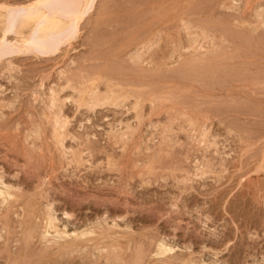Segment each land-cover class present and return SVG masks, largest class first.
I'll return each instance as SVG.
<instances>
[{
    "label": "rangeland",
    "instance_id": "obj_1",
    "mask_svg": "<svg viewBox=\"0 0 264 264\" xmlns=\"http://www.w3.org/2000/svg\"><path fill=\"white\" fill-rule=\"evenodd\" d=\"M131 1L133 4L130 3ZM26 2L27 0H0V5L1 3L10 4V6L13 5L12 7L15 5L14 8H16L18 4ZM230 2L231 0H97L94 10L92 9L88 14V16L91 15L86 17L85 23H82L84 28L81 27L80 34L73 40L72 46L63 44L60 52L57 51L50 56L39 53L38 50L29 51L30 53L22 51L16 54L11 44L15 33L11 32L13 35L9 33L6 47L4 50L0 49V177L6 185L13 187L14 193L15 191L17 193H15L16 198H12L8 203H0V209H2L0 215H3L0 216V224L3 222L0 225V264L9 262V264H39L40 261V264H61L62 262V264H120L122 261V264H187V262L189 264H198L199 262L204 264H264V170L258 168L256 170V167H260L258 163L264 152V26L260 25L255 18V9L258 6L264 7V0H249L248 7L245 5L247 0H237L232 3L235 9H228ZM126 3L130 6L126 7L128 6ZM118 7H125L126 11L121 8L118 10ZM122 10H124V14L121 12ZM11 12L8 13L10 17L7 15L9 19L18 18L19 10ZM107 14L108 16H106ZM218 15L219 17H217ZM244 20L247 25L256 23L257 31L252 32L247 25L242 24ZM186 25L193 28V31L198 34L206 32L214 37L216 47L210 51L208 57L206 55L203 57L204 61L206 60L205 63L199 61L196 65L195 61V64H192L193 62L190 64L186 62L191 61V58L186 60L177 57L176 63L165 68H150V65L145 66V63H143L144 65H134V61L129 59L128 52H132L136 46H141L140 44L148 42L152 38V41L157 44L149 52L158 55V60H168L164 55L171 53L182 38L186 40ZM16 26L15 23V28L13 27L12 31H16L14 30L17 28ZM1 31L0 27V35ZM132 35L137 39H131ZM248 35H252V38L249 39ZM93 37L97 40L93 41ZM202 42L209 46L206 40H202ZM96 43L98 44L96 45ZM7 44L11 47H8ZM104 49L107 53L103 51ZM6 50L8 52H4ZM95 50H99L100 55L102 53L105 55L100 56ZM2 55L3 59H1ZM8 61L9 65L12 64L11 66L8 65ZM201 62L204 64L201 65ZM111 63H114L115 67L118 63L120 68L123 66L121 69L118 66L116 71H114V67V73L110 72L109 77L119 81L116 83H120V81L124 83V80L144 83L137 85L140 87H128L130 91L141 92L146 97L142 109L144 117L141 122L135 119L136 113L132 109L133 97L122 100L119 107L107 104L105 107L97 106L90 111L86 106L79 107L76 101H73L74 98L71 97L75 95L73 90L64 88L69 77H71L69 80L80 81V79H76L78 76L86 74L87 71L91 72L99 67L102 68V64L109 72L112 70L110 69ZM136 67L139 68V72L146 69L150 73L148 74L147 71H145L147 73H139ZM182 67L190 70L185 71ZM11 68L13 69L11 70ZM168 69L169 71H166ZM178 69L184 71L180 70V72ZM152 71H157L159 74ZM174 72L182 77L180 78L177 73L176 76ZM152 73L155 75L153 76ZM145 74H147L146 77ZM150 74L151 76H149ZM224 74L227 75L224 76ZM152 76L153 78H151ZM184 76L186 77L184 78ZM123 85L127 86V84ZM101 89L105 90L103 84ZM52 90L60 92L58 98H64L63 107L65 109L63 108V112L70 121L67 127L72 137L69 136L64 142L67 157L61 153L60 146L56 145L52 126L43 115L45 111L49 110L47 104L50 103ZM153 95H157V98ZM147 98L149 99L147 100ZM150 98H156L155 105L151 104ZM181 113L185 115H181ZM170 114L178 119L169 121ZM190 115L198 122L210 125L213 136L209 139L216 143L219 142L216 144V150V146L207 148L202 147L203 145L198 146L197 142L194 143L189 138L188 130L179 129L180 125L185 126L186 117L190 118ZM130 123L132 127H137V125L139 127L136 128V135L133 134V139L129 137L131 142L127 139L126 143L121 141L117 143L112 134L120 132V130L123 131L126 129L125 126ZM169 123H172L174 132H166V135L170 136L169 140L175 141L170 147L166 145L168 147L166 148L161 140V136L165 137L161 126L165 125L166 127ZM158 125L159 127H157ZM36 127L41 128V136L38 138L27 136ZM113 129H116L117 132L115 130L114 132ZM121 145L127 149H123ZM169 149H173L172 152ZM74 150H80V153L85 152L80 154L83 162H74L72 156ZM153 153L161 155L158 158ZM152 154L155 156L153 157ZM196 160L211 164L205 175H192L197 172L199 163H196ZM187 177L191 179L184 180ZM42 189L44 191H41ZM44 194L47 196L48 203L53 204L55 215L60 222L57 221L58 227L62 229L65 227L69 231L68 233L72 234V232H80L93 225V229L95 226L101 229L109 228L107 233L110 234H100V228H95L96 233L92 241L89 239L87 243H84V238L83 241L79 240L81 244L76 243L77 247L84 244L83 246L88 248L83 249L82 254L79 251L74 257V254L66 253L67 250L64 252L65 249L63 250L61 246L63 242L66 245L70 244V239L56 242L57 244L49 242V246L41 239L42 234H40L43 231L41 228L44 227L43 216L45 215L42 214L46 212L48 204L47 199H43ZM17 195L19 196L17 197ZM33 198L35 199L32 200ZM40 211L43 213L41 214ZM64 212L70 213L71 216L67 217ZM31 215L36 217L35 221ZM4 216L7 217V220H4L6 219ZM21 216L25 217L26 221ZM28 216L33 218L30 217V220ZM111 217L116 218L113 220ZM38 219L41 220L38 222ZM36 222L38 223L35 224ZM102 222H104L103 225ZM112 222L116 224V229ZM21 224L23 225L21 226ZM30 226H33L34 229ZM25 229L28 230V234ZM131 232L133 233L131 234ZM112 235H115L114 238ZM117 237L118 239H115ZM100 238L103 239L100 240ZM159 238L169 241V244L174 246L173 253L176 254L171 252L166 255L154 256L153 243ZM130 239H135V242ZM146 243L148 247L153 246L148 248L145 245L144 247ZM131 244L134 245L131 246ZM135 244L137 245L135 246ZM42 245L46 247L43 248L44 250L42 249V252H45L41 255ZM99 245L105 247L102 255L97 250ZM120 245L123 247L120 256L124 257V260L114 259L115 262L109 260V257H111L110 259L113 257V250L110 248ZM26 246L29 251L25 250L27 252L24 253ZM37 246H41L40 249ZM95 246H97L96 249ZM188 248L190 249L188 250ZM144 249H148L149 252L146 251V253ZM131 250L134 252L133 256L130 253ZM54 251L55 253H53ZM85 251L94 252L95 255L98 253L97 257L93 255L91 259L90 255L87 257V254L90 253H85ZM141 251L144 252V256ZM117 252L118 250L115 253ZM192 252H194L193 256ZM62 253H65L67 258H64ZM172 254L174 257L178 254L179 256L172 259ZM186 255L190 257L184 258ZM32 256L33 258H31ZM181 256L182 258H180ZM85 257L89 260H86ZM125 257L133 258L130 263H127L129 260L127 261ZM178 257L179 259H177ZM12 258L16 260L13 261ZM105 258L110 262H107ZM164 258L166 263L161 261ZM183 258L186 260L182 263ZM191 259L193 260L191 261ZM102 260L103 263H101ZM139 260L141 262H138Z\"/></svg>",
    "mask_w": 264,
    "mask_h": 264
},
{
    "label": "bare ground",
    "instance_id": "obj_2",
    "mask_svg": "<svg viewBox=\"0 0 264 264\" xmlns=\"http://www.w3.org/2000/svg\"><path fill=\"white\" fill-rule=\"evenodd\" d=\"M96 1L97 0H27V2L25 3V4H18V6L16 7V8H14L15 7V5H14V7H12V6H10V4H2L1 3V5H0V27H1V29H2V34L0 35V49H3L4 50V48L6 47V42H7V40H9V33L10 34H12L11 32H14L15 33V36L13 35V37H12V41L13 42H11V44H12V46H13V50L16 52V54H17V52L19 53V52H22V51H28V52H25V53H30L31 51H33V50H38L39 51V53H42V54H45V55H51V54H53V53H56L57 51H59V50H61L62 48H61V45H63V44H67L68 46H72V44H73V40H75L77 37H78V35L80 34V29H81V27H82V23L84 22L85 23V21H87V20H85V19H87L89 16H88V14L91 12V10L93 9L94 10V6H95V4H96ZM236 2L237 0H231V2H230V5H229V8L228 9H231V8H233V9H235V6L232 4L233 2ZM3 2V1H2ZM129 2V1H128ZM133 1H131L130 3H132ZM120 3V2H119ZM129 3V4H130ZM120 4H122V3H120ZM119 4V5H120ZM125 4V3H124ZM127 4V3H126ZM133 4V3H132ZM249 5V0H247V2H246V4L245 5ZM100 5V4H99ZM118 5V4H117ZM117 5H115V6H117ZM128 5V4H127ZM212 5V4H211ZM248 5H247V7H248ZM52 6V7H51ZM130 5H128V6H126V7H129ZM10 7H12V8H10ZM98 7V6H97ZM102 8V7H101ZM121 9H124V8H122V7H120ZM119 7H118V10L120 9ZM130 8H133V7H130ZM103 9L105 10V6L103 7ZM102 9V10H103ZM106 9H107V7H106ZM116 9V8H115ZM120 9V10H121ZM139 9V8H138ZM194 9V8H193ZM14 10H19V13H20V15H19V13L17 14V16H18V18L16 17V19H9L8 18V16H9V14L10 13H12L11 11H14ZM111 10V9H110ZM125 10V9H124ZM124 10H122L121 12L124 14ZM131 10V9H130ZM112 11V10H111ZM126 11V10H125ZM251 11V10H250ZM117 12H119V11H117ZM205 12V11H204ZM209 12V11H208ZM9 13V14H8ZM109 13V12H108ZM126 13V12H125ZM97 14V13H96ZM121 14V13H120ZM248 14V13H247ZM8 15V16H7ZM126 15V14H125ZM139 15V14H138ZM15 16H16V12H15ZM88 16V17H87ZM106 16H108V14L106 15ZM117 16V15H116ZM115 16V17H116ZM121 16V15H120ZM119 16V17H120ZM137 16V15H136ZM140 16V15H139ZM143 16V15H142ZM244 16V15H243ZM10 17V16H9ZM87 17V18H86ZM97 17H100V16H97ZM102 17V16H101ZM119 17H117L118 18V20H119ZM123 19H124V17L123 16H121ZM217 17H219V15L217 16ZM237 17V16H236ZM142 18V17H141ZM222 18V17H221ZM255 18L257 19V22L260 24V25H262V26H264V7H262V6H258V7H256V9H255ZM94 19V18H93ZM102 19V18H101ZM110 19V18H109ZM96 20V19H95ZM120 20H121V18H120ZM127 20V19H126ZM206 20V19H205ZM246 20V19H245ZM243 21L242 22V24H245V22L246 21ZM99 21V20H98ZM114 21V20H113ZM124 21V20H123ZM194 21V20H193ZM117 22V21H116ZM119 23H121L120 21H118ZM127 22V21H126ZM195 22V21H194ZM248 22V21H247ZM15 23L17 24V28L16 29H14V30H16V31H12L13 30V27L15 28ZM94 23V22H93ZM192 23V22H191ZM216 23V22H215ZM122 24V23H121ZM120 24V25H121ZM182 24V23H181ZM84 25V24H83ZM241 25V24H240ZM245 25H247V23L245 24ZM85 26V25H84ZM119 26V25H118ZM126 26V25H125ZM131 26V25H130ZM136 26V25H135ZM134 27V26H133ZM148 27V26H147ZM155 27V26H154ZM226 27H228L227 25H226ZM247 27L253 32V31H257V24L255 23L254 25H247ZM82 28H84V27H82ZM97 28V27H96ZM128 29H129V27H127ZM225 28V27H224ZM223 28V29H224ZM226 29V28H225ZM243 29V28H242ZM94 31H95V29H93ZM96 30H98V29H96ZM99 31V30H98ZM101 31V30H100ZM102 31H104V30H102ZM105 31H107V30H105ZM146 31V30H145ZM229 31V30H228ZM227 31V32H228ZM230 31H232V30H230ZM226 32V31H225ZM249 32V31H248ZM130 34H131V32H129ZM147 33V32H146ZM236 33V32H235ZM95 34H96V32H95ZM94 34V35H95ZM124 34V33H123ZM126 34V33H125ZM124 34V35H125ZM139 34V33H138ZM185 34H186V36H187V38H186V40H185V38H182L180 41H179V43L176 45V47L173 49V51L171 52V53H169V54H167L166 56L164 55V57H167V59L168 60H165V61H162V60H158V58H157V56L158 55H156V54H152V53H150L149 51H151V49L154 47V45H156L157 43L155 42H153L152 41V38L148 41V42H144L143 44H140L141 46H136V48L132 51V52H128V56H129V59H131V61H134V65L136 64V65H139V64H143V63H145V66H148V65H150V68H157V67H162V68H165V67H167V66H169L170 64H173L174 62L176 63L177 62V57L178 58H181V59H188V58H191L190 60L191 61H189L188 60V62H186V63H192V64H195V61H196V65H198L197 63H199V61H204V59H203V57H205V55H206V57H208L207 55H210V51L212 50V49H214L215 47H216V41L214 40V37H212V36H210V35H208L206 32H201V34H198V33H196V32H194L193 31V28H191V27H189L188 25H186V29H185ZM194 34H196V35H194ZM227 34H229V33H227ZM93 35V36H94ZM97 35V34H96ZM140 35H142V34H140ZM144 35V34H143ZM123 36V35H122ZM133 36V35H132ZM136 36V35H135ZM194 36V37H193ZM264 36V35H263ZM134 37V36H133ZM131 38V39H137V38ZM140 37V36H139ZM143 37V36H142ZM141 37V38H142ZM229 37H231V36H229ZM248 37H249V39H251L252 38V35L250 36V35H248ZM251 37V38H250ZM257 37V36H256ZM262 37V36H261ZM81 38H82V36H81ZM233 38V37H232ZM239 38V37H238ZM10 39H11V37H10ZM93 39V41L94 40H97V39H95L94 37L92 38ZM127 39H128V37H127ZM206 40L207 41V43L209 44V46H206V44L204 43V42H202V40ZM224 39V38H223ZM247 39V38H246ZM261 38H259V40H260ZM248 40V39H247ZM262 40V39H261ZM102 41V40H101ZM126 41V40H125ZM136 41V40H135ZM249 41V40H248ZM247 42V41H246ZM262 42V41H261ZM264 42V41H263ZM262 42V43H263ZM8 43H9V41H8ZM261 43V44H262ZM98 43H96V45H97ZM253 44V43H252ZM259 44V43H258ZM264 44V43H263ZM9 44H7V46H8ZM75 45V44H74ZM93 45H95V44H93ZM66 46V45H65ZM8 47H11L10 45L8 46ZM7 47V48H8ZM95 47V46H94ZM100 47V46H99ZM98 47V48H99ZM101 48V47H100ZM103 48V47H102ZM239 48V47H238ZM106 49V48H105ZM105 49L103 50L104 52H106L105 51ZM108 49V48H107ZM180 49V50H179ZM2 50V51H3ZM109 50H110V48H109ZM165 50V49H164ZM2 51H1V54H3L2 53ZM11 51V50H10ZM14 51H11V52H14ZM30 51V52H29ZM95 51H97L98 53H99V50H95ZM102 51V50H101ZM100 51V52H101ZM4 52H8L7 50L6 51H4ZM10 52V53H11ZM60 52V51H59ZM68 52V51H67ZM109 52V51H108ZM62 53V52H61ZM102 53V52H101ZM107 53V52H106ZM213 53V52H212ZM264 53V52H263ZM6 54V53H5ZM7 54H9V53H7ZM6 54V55H7ZM15 54V53H14ZM41 54V55H42ZM244 54V53H243ZM13 55V54H12ZM93 55H94V53H93ZM99 55H100V53H99ZM102 55L104 56L105 54L104 53H102ZM102 55H100V56H102ZM44 56V55H43ZM69 56V55H68ZM2 58L1 59H3V55L1 56ZM37 57V56H36ZM90 57V56H89ZM4 58H5V56H4ZM6 59V58H5ZM226 59V58H225ZM227 59H229V58H227ZM261 59V58H260ZM209 60V59H208ZM213 60V59H212ZM230 60V59H229ZM112 61H114V60H112ZM130 61V60H129ZM128 61V62H129ZM178 61H180V60H178ZM206 61V60H205ZM205 61H204V63H205ZM223 61V60H222ZM233 61V60H232ZM10 62H11V60H10ZM99 62V61H98ZM116 62V61H115ZM114 62V63H115ZM208 62H210V61H208ZM218 62V61H217ZM221 62V61H220ZM12 63V62H11ZM114 63L112 64H110V65H112L111 66V68L109 67V65H108V67L110 68V69H112L111 71H107V68L102 64V68L101 67H99L97 70H94V71H91V72H89V71H87V73L86 74H83L82 76H78L76 79H80V81H77V82H75L74 80H69L71 77H69V79H67V81H66V85L64 86V88L66 89H71V90H73V93H75V95L74 96H71L72 98H74V100L73 101H76V103L78 104V106L79 107H83V106H86L88 109H90V111L91 110H93V109H95L97 106H99V107H101V106H104L105 107V105L107 106V104L109 105H114L115 107L117 106V107H119L120 106V104L122 103V100H127V99H129L130 97H133L134 98V101H133V106H132V109L133 110H135V116H136V120L138 119V120H140L139 122H141L142 121V119H143V107H144V102L146 101V97H144V95H143V93H141V92H138V91H136V93H134V91L132 92V91H130L129 89H128V87H131V86H136V87H140V86H137V85H141V83H143V82H136V81H126V80H124V83H122V81H120V83H116V82H119V81H115V79L113 78V77H109V75L112 73V71L114 70V67L115 66H113L114 65ZM124 63V62H123ZM184 63V62H183ZM190 63V64H191ZM203 62H201V65L202 64H204ZM105 65H106V63H104ZM122 64V63H121ZM242 64V63H241ZM8 65H9V61H8ZM12 65V64H11ZM11 65H9V66H11ZM101 65V64H100ZM120 64L118 63L117 64V66L115 67V70L114 71H116V69L118 70V66H119ZM144 65V64H143ZM196 65H194V66H196ZM239 65V64H238ZM8 66V67H9ZM103 66H104V68H103ZM122 66V65H121ZM132 66V65H131ZM205 66V65H204ZM227 66V65H226ZM228 66H230V65H228ZM86 67V66H85ZM88 67V66H87ZM98 67V66H97ZM96 67V68H97ZM113 67V68H112ZM123 67V66H122ZM121 67V68H122ZM197 68H198V66H196ZM222 67V66H221ZM221 67H220V69H221ZM234 67V66H233ZM15 68V67H14ZM81 68H83V67H81ZM93 68H95V66H93ZM92 68V69H93ZM108 68V69H109ZM120 68V66H119V69H121ZM138 67H136V69H137ZM183 68V67H182ZM188 68V67H187ZM191 68V67H190ZM203 68H205V67H203ZM208 68V67H207ZM223 68V67H222ZM13 68H11V70H12ZM86 69V68H85ZM135 69V71L137 72V70ZM167 69V68H166ZM183 69H185V67L183 68ZM182 69V70H183ZM189 69V68H188ZM213 69H214V67H213ZM66 70V69H65ZM130 70V69H129ZM134 70V69H133ZM133 70H132V72H133ZM141 70V69H140ZM143 70V69H142ZM142 70L140 71V72H142ZM145 71H147L148 72V70H146V69H144ZM177 70V69H176ZM181 69H178V71H180ZM181 70V71H182ZM190 70V69H189ZM189 70H186L185 69V71H189ZM194 70V69H193ZM196 70V69H195ZM200 70V69H199ZM211 70V69H210ZM218 70V69H217ZM228 70V69H227ZM226 70V71H227ZM114 71H113V73H114ZM145 71H143L142 73H144ZM160 71V70H159ZM166 71H169V69L168 70H166ZM177 71V72H178ZM180 71V72H181ZM184 71V70H183ZM216 71V70H215ZM214 71V72H215ZM4 72V71H3ZM2 72V73H3ZM14 72V71H13ZM85 72H86V70H85ZM111 72V73H110ZM118 72V71H117ZM128 72H130V71H128ZM138 72H139V68H138ZM139 72V73H140ZM147 72H145V73H147ZM153 73H156V72H154V71H152ZM176 72V73H177ZM208 72H210V71H208ZM108 73V74H107ZM150 72H148V74H149ZM152 73V75L154 76L155 74H153ZM164 73V72H163ZM167 73V72H166ZM175 73V72H174ZM175 73V75L177 76V74ZM187 73V72H186ZM190 73V72H189ZM216 73V72H215ZM214 73V74H215ZM218 73V72H217ZM220 73V72H219ZM218 73V74H219ZM107 74V75H106ZM156 74H159L158 72L156 73ZM165 74V73H164ZM183 74H185L184 72H183ZM217 74V75H218ZM223 74V73H222ZM59 75H61V74H59ZM64 75H66V74H64ZM113 75V74H112ZM161 75H162V72H161ZM189 75V74H188ZM225 75H227V74H224V76ZM147 76V74H145V77ZM149 76H151V74L149 75ZM153 76L151 77V78H153ZM158 76V75H157ZM164 76V78H165V75H163ZM178 76H180V78L182 77L181 75H179L178 74ZM211 76V75H210ZM216 76V75H215ZM80 77V78H79ZM139 77V76H138ZM145 77H141L142 79L143 78H145ZM167 77V76H166ZM171 77V76H170ZM186 76H184V78H185ZM188 77V76H187ZM192 77V76H191ZM67 78V77H66ZM75 78V77H74ZM212 78V77H211ZM223 78H225V77H223ZM73 79V78H72ZM186 79H188V78H186ZM190 79V78H189ZM213 79H215V78H213ZM131 80V79H130ZM145 80V79H144ZM174 80H175V78H174ZM220 81H222V80H220ZM127 82V83H126ZM149 83V82H148ZM104 85L105 86V90H102L101 89V85ZM123 84H127V86L125 85H123ZM144 84V83H143ZM154 89V88H153ZM2 90H3V88H2ZM58 90V89H57ZM149 90V89H148ZM62 91V90H61ZM66 91V90H65ZM64 91V92H65ZM145 91V90H144ZM150 91H152V90H150ZM1 92V91H0ZM51 92V91H50ZM52 92H53V94H51V98H50V103L48 102V104H47V106H49L48 107V111H45L44 113H43V115H45V119H47L48 120V122H50V124H51V128H52V134H53V138H54V140H55V142H56V145H58V146H60V149H61V153L63 154V155H65V154H67V153H65V146H64V142H65V140L66 139H68V137L69 136H71V133H70V131H69V128L67 127L68 125H69V123H70V121L68 120V117H66L65 116V114H64V112H63V106H64V104H65V102H64V98L63 99H61V98H58V95H59V93H58V91L57 92H55V90H52ZM138 92V93H137ZM147 92V91H146ZM62 94V93H61ZM171 95H172V93H171ZM42 96V95H41ZM151 96V95H150ZM153 96H155V95H153ZM152 96V97H153ZM157 96V95H156ZM155 96V97H156ZM151 97V98H152ZM150 98V102H151V104H153V105H155L154 104V102H156L155 100H156V98L154 99H151ZM68 99V98H67ZM149 98H147V100H148ZM36 100H37V98H36ZM49 100V99H48ZM158 100V99H157ZM66 101V100H65ZM158 101H160V100H158ZM68 102V101H67ZM189 103V102H188ZM44 104V103H43ZM2 106V105H1ZM185 106V105H184ZM189 107V106H188ZM193 107V106H192ZM47 108V107H46ZM65 109V108H64ZM86 109V108H85ZM210 110V109H209ZM89 112V111H88ZM174 114V113H173ZM185 114H186V112H185ZM185 114H182L181 113V115H185ZM44 117V116H43ZM74 117V116H73ZM147 117V116H146ZM145 117V118H146ZM37 118V117H36ZM183 118V117H182ZM185 118V117H184ZM187 118V120H186V123L188 122V124L186 125V123H185V126H183V124L182 125H180V127H179V129L180 130H184V129H186V130H188L189 131V138L190 139H192L193 141H194V143L195 142H197V144H198V146L199 145H203L202 147H204V148H207V147H211V146H216V144H218V143H216V141H211L209 138H211V136H213L212 135V133H211V127H210V125H206V123H200V121L198 122L197 120H195L194 119V117L192 118L191 117V115H190V118L189 117H186ZM185 118V119H186ZM178 118L176 117H173L172 116V114H170L169 115V121L170 120H177ZM229 119V118H228ZM46 120V121H47ZM137 120V121H138ZM202 120H204L203 118H202ZM206 120V119H205ZM237 121V120H236ZM139 122H138V124H139ZM144 122V121H143ZM185 122V121H184ZM201 122H206V121H201ZM231 122V121H230ZM229 122V123H230ZM235 122V121H234ZM232 123V122H231ZM119 124V123H118ZM154 124V123H153ZM171 124V125H170ZM226 124H227V122H226ZM141 125V124H140ZM162 125V124H161ZM228 125V124H227ZM234 125V124H233ZM6 126V125H5ZM47 126V125H46ZM115 126V125H114ZM230 126H232L231 124H230ZM235 126V125H234ZM126 129H124L123 131H121L120 130V132H117V130L116 129H113V131L115 130L117 133H114L113 131V133L114 134H112L111 132V134H112V136H114L113 138H115L116 140H117V143H118V141H121V142H124V143H126V140L128 139L129 141L131 140V139H133L132 138V136H134L133 134H135V131H136V128L138 127V125H137V127H132V124L130 123V124H127L126 126ZM157 127H159V125L157 126ZM163 129H162V132L163 133H165V137H163L164 135H163V133H162V135L163 136H161L162 138H161V140H163V145L164 146H171V144L173 143V141H175V140H173V139H171V140H169L170 138H168V137H170L169 135H168V137H167V133L166 132H168L169 133V131H173L174 129H173V125H172V123H169L166 127H165V125H162L161 126ZM228 127V126H227ZM139 128V127H138ZM156 129V128H155ZM139 130V129H138ZM111 131V130H110ZM174 132V131H173ZM175 133H176V130H175ZM33 134V135H32ZM51 134V135H52ZM111 134H109V135H111ZM171 134V133H170ZM136 135V134H135ZM27 136H35V137H40L41 136V128H39V127H36V129L34 128V130H32ZM171 136H173L172 134H171ZM72 137V136H71ZM129 137H131V139L129 138ZM215 137V136H214ZM28 138V137H27ZM29 138H31V137H29ZM74 138V137H73ZM70 139V138H69ZM79 139V138H78ZM92 139V138H91ZM215 140H216V138H215ZM36 141V140H35ZM39 141V140H38ZM73 141H74V139H73ZM89 141V140H88ZM87 141V142H88ZM132 141V140H131ZM130 141V142H131ZM151 142V141H150ZM167 142H169V143H167ZM91 143H92V140H91ZM153 143V142H152ZM176 143V142H175ZM26 144H27V141H26ZM87 144V143H86ZM89 144V143H88ZM120 144V143H119ZM122 144V143H121ZM161 144V143H160ZM32 145V144H31ZM123 145H125V144H123ZM122 146V145H121ZM152 146V145H151ZM166 146V148H168ZM176 146V145H175ZM34 147V146H33ZM32 147V148H33ZM94 147V146H93ZM173 147V146H172ZM122 148L123 149H127V148H124V146H122ZM150 148V147H149ZM160 149H161V147H159ZM216 148H217V146L215 147V150H216ZM219 148V147H218ZM56 149V148H55ZM68 149V148H67ZM88 149H90V148H88ZM151 149V148H150ZM165 149V148H164ZM26 150V149H25ZM24 150V151H25ZM94 150V149H93ZM149 150V149H148ZM168 150V149H167ZM170 150V149H169ZM173 150V149H172ZM172 150H170L171 152H172ZM82 151V150H81ZM158 151H160V150H158ZM162 151V150H161ZM37 152V151H36ZM59 152V151H58ZM69 152V151H68ZM164 152V151H163ZM204 152V151H203ZM83 153H85L84 151L83 152H81L80 153V150L79 151H75L74 150V152H72V156H73V160H74V162H76V163H78V162H83V160L81 161V159H82V157H81V155L83 154ZM157 153H159V152H157ZM161 153V152H160ZM205 153V152H204ZM218 153V152H217ZM223 153V152H222ZM258 153V152H257ZM262 153V152H261ZM58 154V153H57ZM81 154V155H80ZM153 154H155V153H153ZM152 154V155H153ZM163 154V153H162ZM246 154V153H245ZM263 155H262V158L260 159V162L258 163V164H260V165H258V166H260V167H256V170H258V169H260V170H264V152L262 153ZM93 155V154H92ZM155 155H157V157L159 158V156L161 155H159L158 156V154H155ZM155 155H153V157L155 156ZM213 155V154H212ZM225 155V154H224ZM66 156V155H65ZM67 157V156H66ZM227 157H228V155H227ZM226 157V158H227ZM260 157H261V155H260ZM37 158V157H36ZM42 158V157H41ZM58 158V157H57ZM203 158V157H202ZM64 159H66V158H64ZM157 159V158H156ZM155 159V160H156ZM70 160V159H69ZM153 160V162H154V158L152 159ZM152 160H150L151 162H152ZM224 160V159H223ZM36 161H37V159H36ZM197 161V160H196ZM202 161V160H201ZM222 161V160H221ZM225 161V160H224ZM38 162V161H37ZM214 162V161H213ZM256 162H258V161H256ZM196 163H199V164H197V172H196V174H192V175H195V176H199V175H205L207 172H208V170H207V168L208 167H211V164H209L208 162L207 163H203V162H200V161H197ZM71 164V163H70ZM10 165V164H9ZM207 165V166H206ZM221 165H222V163H221ZM224 165V164H223ZM258 168V169H257ZM184 170V169H183ZM182 170V171H183ZM262 170V171H263ZM254 172V171H253ZM256 172V171H255ZM257 172H260V171H257ZM1 173V172H0ZM37 173H39V172H37ZM190 173V172H189ZM263 173V172H262ZM4 176H5V174H3ZM187 175V174H186ZM189 175V174H188ZM40 176V175H39ZM38 176V177H39ZM35 177V176H34ZM264 177V176H263ZM1 178V181H0V203H8V201H11V199L12 198H14L15 197V193H17L16 191H15V193H14V190H12V188L13 187H11V186H8V185H6L5 184V182L3 181V179H2V177H0ZM4 178V177H3ZM49 178V177H48ZM191 178H189V177H187V178H184V180H190ZM183 180V181H184ZM7 181V180H6ZM51 182V181H50ZM185 182V181H184ZM187 182V181H186ZM189 182V181H188ZM146 183V182H145ZM13 185V184H12ZM41 186H42V184H41ZM40 187V186H39ZM187 187V186H186ZM14 188H16L15 186H14ZM38 188V187H37ZM53 188V187H52ZM188 188H190V187H188ZM185 189V188H184ZM40 190V189H39ZM38 190V191H39ZM41 191H44L43 189L41 190ZM40 191V192H41ZM43 193H45V192H43ZM51 193V192H50ZM22 193L20 192V195H21ZM45 194H47V193H45ZM44 194V197H43V199L44 198H46L47 199V196ZM24 195V194H23ZM26 195V194H25ZM39 195V194H38ZM43 195V194H42ZM48 195V194H47ZM19 195H17V197H18ZM27 196H28V194H27ZM46 196V197H45ZM264 196V195H263ZM22 197V196H21ZM40 197H41V195H40ZM39 197V198H40ZM16 198V197H15ZM30 198V197H29ZM49 198V197H48ZM178 198H180V197H178ZM31 199V198H30ZM35 198H33L32 200H34ZM37 199V198H36ZM42 199V198H41ZM41 199H39V200H41ZM13 200H15V199H13ZM13 200H12V202H13ZM21 200V199H20ZM23 200V199H22ZM28 200V199H27ZM180 200V199H179ZM42 201V200H41ZM43 201H45V200H43ZM178 201V200H177ZM184 201V200H183ZM54 202V201H53ZM20 203V202H19ZM22 203V202H21ZM26 203V202H25ZM47 203H48V199H47ZM46 203V204H47ZM184 203V202H183ZM214 203V202H213ZM12 204H14V203H12ZM24 204V203H23ZM22 204V205H23ZM35 204H36V202H35ZM42 204V203H41ZM100 204V203H99ZM114 204V203H113ZM1 205V204H0ZM3 205V204H2ZM10 205V204H9ZM15 205V204H14ZM21 205V204H20ZM29 206H30V204H28ZM37 205V204H36ZM175 205V204H174ZM6 206V205H5ZM18 206V205H17ZM26 206V205H25ZM42 206V205H41ZM258 206H259V204H258ZM262 206V205H261ZM260 206V207H261ZM8 207V206H7ZM6 207V208H7ZM24 207V206H23ZM22 207V208H23ZM28 207V206H27ZM37 207V206H36ZM45 207V206H44ZM8 208H10V207H8ZM7 208V209H8ZM20 208V207H19ZM35 208V207H34ZM39 208V207H38ZM43 208V207H42ZM46 212L44 213V214H42L43 212H41V214L42 215H45V216H43L44 217V227H42L41 229H43V231H42V233L40 232V234H42V240H44L47 244L49 243V242H53V243H55V244H57L56 242H59V241H66L67 239H70V244H68V245H66V244H64V242H63V245H61L62 246V248H63V250H64V252L66 251V253H68V254H74L73 255V257L75 256V254L76 253H78L79 251H80V253L82 254L83 252H81L83 249H86V247L87 246H76V243H78L79 242V240L81 239L82 241H83V239L85 240L84 241V243L86 242L87 243V240L89 241V239H91V241H92V238H93V236H94V234L96 233V230H94L95 228H96V226L94 227V229L92 228V226L90 225V227L88 228L87 226V229H84L83 231H78V232H72V234L71 233H68L69 231H67L66 229H65V227H64V229H62V228H60V227H58V225H57V221H58V219H57V217H56V215H55V209H54V207H53V204L52 203H48L47 205H46ZM128 208V207H127ZM4 209V208H3ZM14 209V208H13ZM15 209H18L17 207H15ZM24 209V208H23ZM28 209V208H27ZM44 209V208H43ZM175 209V208H174ZM178 209H181V208H178ZM257 209V208H256ZM0 210H2V209H0ZM10 210H12V209H10ZM212 210V209H211ZM259 210V209H258ZM7 211V210H6ZM15 211V210H14ZM25 211H27V210H25ZM31 211H32V208H31ZM176 211V210H175ZM13 212V211H12ZM35 212H37L36 210H35ZM38 212H39V210H38ZM1 213H2V211H1ZM16 213V212H15ZM179 213H182V212H179ZM179 213H177V214H179ZM20 214V213H19ZM23 214H24V212H23ZM27 214H28V212H27ZM64 214L65 215H67V217H69V216H71V214L70 213H68V212H64ZM73 214V213H72ZM107 214V213H106ZM26 215V214H25ZM24 215V216H25ZM29 215V214H28ZM37 215V214H36ZM39 215H40V213H39ZM0 216H3V215H0ZM8 216V215H7ZM10 216V215H9ZM31 216H33V215H31ZM30 216V217H31ZM64 216V215H63ZM106 216V215H105ZM127 216V215H126ZM206 216V215H205ZM204 216V217H205ZM6 219H4V220H7V217L6 216H4ZM22 218H23V216H21ZM26 217V216H25ZM25 217L23 218L24 220H25ZM29 217V216H28ZM27 217V218H28ZM29 217V219L31 220V218H33V217H31L30 218ZM38 217V216H37ZM41 217V216H40ZM66 217V218H67ZM97 217V216H96ZM173 217V216H172ZM26 218V219H27ZM35 218L36 217H34V221H35ZM39 218V217H38ZM62 218V217H61ZM65 218V217H64ZM99 218V217H98ZM102 218V217H101ZM116 218V217H115ZM114 218V219H115ZM118 218V217H117ZM263 218V217H262ZM43 219V218H42ZM97 219V218H96ZM100 219V218H99ZM107 219V218H106ZM111 219H113L112 217H111ZM113 219V220H114ZM2 220V219H1ZM24 220H22V221H24ZM28 220V219H27ZM39 220H41V219H38V222H39ZM67 220H69V219H67ZM66 220V221H67ZM103 220H104V218H103ZM26 221V220H25ZM43 221V220H42ZM175 221V220H174ZM38 222H36L35 224H37ZM59 222V221H58ZM65 222V221H64ZM95 222V221H94ZM98 222H99V220H98ZM125 222V221H124ZM264 222V221H263ZM5 223V222H4ZM28 223V222H27ZM60 223V222H59ZM68 224H69V222H67ZM66 223V224H67ZM96 223V222H95ZM103 223L104 222H102V225H103ZM113 223V222H112ZM1 224H3V222H1ZM0 224V225H1ZM29 224V223H28ZM27 224V225H28ZM33 224H34V222H33ZM41 224H43L42 222H41ZM41 224H39V225H41ZM114 224V223H113ZM126 224H128V223H126ZM263 224V223H262ZM23 224H21V226H22ZM27 225H26V227H27ZM32 225V224H31ZM83 225H85V224H83ZM97 226H98V224H96ZM107 225V224H106ZM111 225V224H110ZM204 225V224H203ZM34 226V225H33ZM33 226H30V227H32L33 228ZM107 226H109V225H107ZM114 226V228H115V226H116V224H114L113 225ZM113 226H111L112 228H113ZM121 226H122V224H121ZM173 226H174V224H173ZM176 226V225H175ZM7 228H8V226H6ZM20 227V226H19ZM24 227V226H23ZM36 227V226H35ZM39 228L41 227V226H38ZM70 227V226H69ZM76 227V226H75ZM103 227V226H102ZM128 227V226H127ZM5 228V227H4ZM100 227H98V228H96V229H99ZM129 228V227H128ZM131 228V227H130ZM24 229V228H23ZM34 229V228H33ZM80 229H82L81 227H80ZM116 229V228H115ZM1 230V229H0ZM5 230V229H4ZM7 230V229H6ZM25 230H27V229H25ZM30 230H32V229H30ZM29 230V231H30ZM38 230V229H37ZM75 230V229H74ZM73 230V231H74ZM110 229L109 228H100V234H106L108 231H109ZM118 230H120V229H118ZM117 230V231H118ZM133 230V229H132ZM121 231H123V230H121ZM125 231V230H124ZM130 231V230H129ZM128 231V232H129ZM134 231V230H133ZM157 231V230H156ZM7 232V231H6ZM28 232V230L26 231V233ZM34 232H35V230H34ZM33 232V233H34ZM111 232V231H110ZM135 232V231H134ZM158 232V231H157ZM29 233H32V232H29ZM38 233H39V231H38ZM133 232H131V234H132ZM2 234V233H1ZM28 234V233H27ZM100 234H98L99 236H102V235H100ZM107 234H110V233H107ZM106 234V235H107ZM26 235V234H25ZM30 235V234H29ZM39 235V234H38ZM97 235V234H96ZM116 235V234H115ZM115 235H112V237L113 236H115ZM119 235H121V234H119ZM130 235V234H129ZM136 235V234H135ZM3 236V235H2ZM31 236H33V235H31ZM109 236H111V235H109ZM108 236V237H109ZM117 236V235H116ZM123 236V235H122ZM34 237V236H33ZM38 237V236H37ZM97 237V236H96ZM111 237V238H112ZM31 238V237H30ZM39 238H40V235H39ZM99 238V237H98ZM106 238H107V236H106ZM114 238V237H113ZM126 238V237H125ZM133 238V237H132ZM139 238V237H138ZM163 238V237H162ZM167 238V237H166ZM0 239H1V237H0ZM23 239V238H22ZM40 239V240H41ZM101 239H103V238H100V240ZM104 239H105V236H104ZM115 239H118V237L117 238H115ZM121 239H123V238H121ZM127 239V238H126ZM21 240V239H20ZM24 240V239H23ZM25 240H26V237H25ZM31 240V239H30ZM33 240V239H32ZM36 240V239H35ZM39 240V239H38ZM41 240V241H42ZM95 240H97V239H95ZM99 240V241H100ZM110 240V239H109ZM129 240V239H128ZM127 240V241H128ZM130 240H132V241H134L135 242V239L133 240V239H130ZM137 240V239H136ZM140 240V239H139ZM40 241V242H41ZM69 241V240H68ZM81 241V242H82ZM94 241V240H93ZM105 241V240H104ZM112 241V240H111ZM155 241V240H154ZM19 242V241H18ZM23 242H27V241H23ZM33 242H35V241H33ZM38 242V241H37ZM36 242V243H37ZM39 242V243H40ZM43 242V241H42ZM44 242V243H45ZM97 242V241H96ZM96 242H93V243H96ZM100 242H102V241H100ZM108 242H110V241H108ZM117 242V241H116ZM130 242V241H129ZM138 242V241H137ZM27 243H30L29 241L27 242ZM32 243V242H31ZM52 243V246L54 245ZM80 243V242H79ZM78 243V244H79ZM83 243V242H82ZM105 243V242H104ZM104 243H103V245H104ZM114 243V242H113ZM122 243V242H121ZM125 243V242H124ZM213 244H214V242H212ZM81 244V243H80ZM97 244V243H96ZM95 244V245H96ZM99 244V243H98ZM118 244V243H117ZM141 244H142V242H141ZM141 244H138L139 246H141ZM154 244V251H155V255L154 256H157V255H166V254H169V253H173V251H174V246H172L171 244H169V241H167V240H165V239H161V238H159V239H156V241H155V243H153ZM190 244V243H189ZM219 244H220V242H219ZM29 245V244H28ZM27 245V246H28ZM49 245V244H48ZM93 245V244H92ZM91 245V246H92ZM108 245V244H107ZM119 245V244H118ZM128 246H129V244H127ZM134 245V244H133ZM132 244H131V246H133ZM137 244H135V246H136ZM145 245L147 246V243L146 244H144V247H145ZM23 246H24V244H23ZM24 247V251L25 250H28L29 251V249H28V247ZM31 246V245H30ZM43 246V245H42ZM50 246V245H49ZM48 246V247H49ZM58 246V245H57ZM121 246V245H120ZM118 246V247H115V246H112L110 249L111 250H113V254H112V256L114 257H112V259H110L111 257H109L108 259L109 260H112V261H116V260H114V259H118L119 261H121V260H124V257H122V256H120V253H121V251H123V247L121 246ZM124 246H126V244H124ZM151 246H153V245H151ZM150 246V247H151ZM204 246V245H203ZM16 247H18V246H16ZM22 247V246H21ZM34 247V246H33ZM38 247V246H37ZM41 247V246H40ZM40 247H38V249H40ZM44 247H46V246H43V247H41V251H40V254L42 255V253H44L45 251H43L42 252V249L44 248ZM56 247V246H55ZM60 247V246H59ZM93 247V246H92ZM96 247L97 246H95V249H96ZM110 247V246H109ZM143 247V248H144ZM148 247V246H147ZM150 247H148V248H150ZM179 247V246H178ZM178 247H176L177 249H178ZM88 248V247H87ZM104 248L105 247H100V245H99V249L97 248V250L99 251V253L101 252V255H102V251H104ZM127 248V247H126ZM131 248V247H130ZM136 248H138V247H136ZM136 248H134V249H136ZM153 248V247H152ZM180 248V247H179ZM7 249V248H6ZM19 249H21V248H19ZM32 248L30 247V250H31ZM37 249V248H36ZM53 249V248H52ZM57 249V248H56ZM61 249V248H60ZM59 249V250H60ZM108 249V248H107ZM182 249V248H181ZM190 248H188V250H189ZM230 249V248H229ZM232 249V248H231ZM5 250V249H4ZM44 250V249H43ZM55 250V249H54ZM88 250V249H87ZM94 250V249H93ZM118 250V252L117 253H115L116 251ZM119 250H120V252H119ZM141 250H142V248H141ZM145 250V252L146 251H148V249H144ZM153 250V249H152ZM32 251V250H31ZM52 251V250H51ZM51 251H49V253L51 254ZM62 251V250H61ZM95 251V250H94ZM97 251V252H98ZM107 251H109V249L107 250ZM132 251V252H131ZM130 251V253H132V256H133V250H131ZM143 251V250H142ZM141 251V252H142ZM154 251H152V252H154ZM192 251V250H191ZM21 252V251H20ZM27 251H25L24 253H26ZM37 252V251H36ZM60 252V251H59ZM87 252H89V251H85V253H87ZM91 252V251H90ZM89 252V253H90ZM96 252V251H95ZM126 252V251H125ZM125 252H124V254H125ZM128 252V251H127ZM139 251H137V253H138ZM149 252V251H148ZM190 252V251H189ZM16 253H17V251H16ZM33 253V252H32ZM39 253V252H38ZM48 252H47V254H49ZM53 253H55V251L53 252ZM103 253H105V252H103ZM137 253H135V254H137ZM140 253V252H139ZM147 253V252H146ZM193 253L194 252H192L191 254H192V256H193ZM46 253H45V255H47ZM63 254V253H62ZM61 254V255H62ZM65 254V253H64ZM63 254V255H64ZM80 254V255H81ZM98 254V253H97ZM96 254V255H97ZM135 254H134V257H135ZM154 254V253H153ZM173 254H176V253H173ZM172 254V255H173ZM180 254V253H179ZM179 254L178 255H175V257L176 256H179ZM190 254V253H189ZM21 255H22V252H21ZM26 255V254H25ZM58 255H60V254H58ZM60 255V256H61ZM66 255V254H65ZM65 255L63 256L64 258H67V257H65ZM79 255V256H80ZM90 255V257L91 256H96L95 255V253L93 252V253H90V254H87V257ZM121 255H122V253H121ZM129 255V254H128ZM128 255H126V256H128ZM141 255V254H140ZM142 255L144 256L145 254H144V252H142ZM149 255V254H148ZM151 255V254H150ZM171 255V256H172ZM27 256V255H26ZM36 256V255H35ZM52 256H53V254H52ZM83 256H84V254H83ZM85 256H86V254H85ZM99 256H100V254H99ZM98 256V257H99ZM138 256V258H139V255H137ZM147 256V255H146ZM169 256V255H168ZM183 256V255H182ZM182 256L180 257V258H182ZM187 256V257H186ZM184 258H188V257H190L189 255H186ZM10 257V256H9ZM20 257H23V256H20ZM43 258H44V256H42ZM78 256H76V258H77ZM97 257V256H96ZM101 257V256H100ZM100 257H99V259H100ZM174 257V255H173V258L172 257H170V258H172V259H174L175 258ZM11 258V257H10ZM9 258V259H10ZM29 258V257H28ZM31 258H33V256L31 257ZM47 258V257H46ZM49 258H50V256H49ZM79 258V257H78ZM84 258V257H83ZM86 258V257H85ZM107 258V257H106ZM105 258V260L107 261L108 259H106ZM126 258V257H125ZM129 258H131V259H129ZM127 257L126 258V260L128 261L129 260V262H127V263H130L131 261H132V258L133 257ZM137 258V257H136ZM135 258V259H136ZM140 258H141V256H140ZM166 258H168L167 256H166ZM183 258V260H182V263L184 262V260H186V259H184ZM13 259V258H12ZM16 259H17V257H16ZM15 258L13 259V261L14 260H16ZM18 259H19V257H18ZM55 259H56V256H55ZM61 259V258H60ZM89 260V258H86V260ZM91 259H92V257H91ZM94 259V258H93ZM142 259V258H141ZM140 259V260H141ZM151 259V258H150ZM159 259V258H158ZM157 259V260H158ZM177 259H179V257L177 258ZM21 260V259H20ZM19 260V261H20ZM51 260H53V259H51ZM57 260V259H56ZM68 260H70V259H68ZM73 260V259H72ZM80 260V259H79ZM104 260V259H103ZM103 260H102V262L101 261H99V262H101V263H103ZM125 260V261H126ZM131 260V261H130ZM138 261V262H141V261ZM154 260V259H153ZM156 260V259H155ZM188 260H190V259H188ZM193 259H191V261H192ZM9 261V260H8ZM58 261H59V259H58ZM74 261V260H73ZM76 261V260H75ZM81 261V260H80ZM94 261V260H93ZM105 261V262H106ZM119 261H117V262H119ZM124 261V262H125ZM133 261H134V259H133ZM136 261H137V259H136ZM161 261H166V259L164 258V260H162L161 259ZM175 261H176V259H175ZM178 261H180V260H178ZM200 261V260H199ZM12 262V261H11ZM18 262V261H17ZM24 262V261H23ZM44 262V261H43ZM46 262H49V261H46ZM56 262V261H55ZM60 262V261H59ZM58 262V263H59ZM61 262H62V259H61ZM64 262H66V261H64ZM91 262H92V260H91ZM90 262V263H91ZM95 262H96V260H95ZM94 262V263H95ZM107 262H110V261H107ZM123 262V261H122ZM122 262L120 263V264H122ZM153 262V261H152ZM168 262V261H167ZM174 262V261H173ZM197 262H198V260H197ZM10 263V262H9ZM8 263V264H9ZM41 263V261L39 262V264ZM54 263V262H53ZM57 263V262H56ZM63 263V262H62ZM61 263V264H62ZM69 263V262H68ZM87 263V262H86ZM111 263H113V262H111ZM164 263H166V262H164ZM201 263H203V262H201ZM200 262L198 263V264H201ZM215 263V262H214ZM22 264V263H21ZM24 264V263H23ZM37 264V263H36ZM48 264V263H47ZM71 264V263H70ZM89 264V263H88ZM92 264V263H91ZM106 264V263H105ZM107 264H109V263H107ZM116 264V263H115ZM138 264V263H137ZM140 264V263H139ZM142 264V263H141ZM156 264V263H155ZM166 264H169V263H166ZM174 264H177V263H174ZM187 264H189L188 262H187ZM204 264V263H203ZM211 264V263H210Z\"/></svg>",
    "mask_w": 264,
    "mask_h": 264
}]
</instances>
